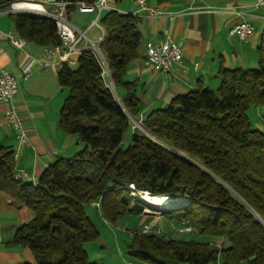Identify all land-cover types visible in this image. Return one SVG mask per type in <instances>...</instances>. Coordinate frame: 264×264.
I'll list each match as a JSON object with an SVG mask.
<instances>
[{"label":"trees","instance_id":"obj_1","mask_svg":"<svg viewBox=\"0 0 264 264\" xmlns=\"http://www.w3.org/2000/svg\"><path fill=\"white\" fill-rule=\"evenodd\" d=\"M0 0V9L14 2ZM71 5L84 1L68 0ZM19 36L44 47L61 43L53 19L36 13L15 14ZM106 31L101 44L105 67L90 49L62 63L60 85L68 95L60 109V126L84 147L73 157L49 164L38 183L17 180L13 149L0 144V192L26 206L32 217L16 231L12 243L27 246L33 262L22 264H97L85 248L100 233L87 207L100 199L98 214L113 225L127 214L142 215L145 204L134 200L130 184L152 196L187 199L164 212L192 234L223 240L180 238L139 233L127 244L138 264H264V129L253 125L252 109L264 108V31L254 68L222 67L218 88L199 87L179 95L142 121L128 147L123 136L130 116L141 109L137 83L126 81L141 42L138 17L116 10L100 18ZM102 51V47H101ZM103 53V51H102ZM118 88L125 95L118 96ZM132 204V205H131ZM191 234V233H190Z\"/></svg>","mask_w":264,"mask_h":264},{"label":"crops","instance_id":"obj_2","mask_svg":"<svg viewBox=\"0 0 264 264\" xmlns=\"http://www.w3.org/2000/svg\"><path fill=\"white\" fill-rule=\"evenodd\" d=\"M23 2H14L0 9V65L14 71L19 77L24 65L27 62L31 65L32 73L28 79H21L20 90L14 97V103L18 106L21 122L29 139L17 159V168L29 172L34 177L30 182L36 184L49 164L60 157H73L84 144L76 135L65 133L60 126V109L68 95V90L60 85L58 79V71L62 65L60 54L55 52L45 57L42 45L26 41L23 48L18 49L6 38L8 31L16 32L15 14L27 11ZM146 2L148 6L155 7L162 13L159 16L145 14L135 0H107L108 8L98 16L95 13H81L74 7L67 11L68 20L76 27L86 30L88 37L100 44L104 56V45L99 42L102 36H106V31L100 23L101 16L108 10H116L138 17V29L141 33L138 56L131 61L125 75L126 81L137 83L136 94L141 102L139 113L130 116L131 128L128 131L131 130L132 134L135 132L133 120L143 121L149 113L164 108L175 97L199 87L218 88L219 71L222 67H256L259 58L257 47L264 31V3L256 5L257 0ZM96 19L99 25L92 24ZM242 20L250 21L255 27L254 34L246 40L232 36L229 32L235 23ZM167 37L183 45V62L168 72H156L146 61L147 44L163 41ZM80 45L84 46L85 41ZM71 65L75 66L76 61ZM117 93L122 98L126 92L123 88H118ZM7 108V103L0 102V144L14 149L17 144L16 133L4 119ZM263 110L264 108L254 109L256 121ZM256 123L258 125V121ZM92 207L96 208L95 205ZM142 215L144 219L150 214ZM31 217L32 212L26 206L0 192V264L34 261V256L27 246L12 243L18 228ZM163 218L161 216L157 219L153 216L151 222L142 219L138 225L155 223L161 226L168 236L190 234L173 231ZM102 221L109 233L117 239V233L107 225L111 223L104 219ZM98 230V239L104 241L107 237L106 231L101 228ZM197 236L194 238L202 240L201 235ZM215 240L217 244L223 241ZM129 259L131 258L127 260ZM209 264L222 262L219 259Z\"/></svg>","mask_w":264,"mask_h":264},{"label":"built area","instance_id":"obj_3","mask_svg":"<svg viewBox=\"0 0 264 264\" xmlns=\"http://www.w3.org/2000/svg\"><path fill=\"white\" fill-rule=\"evenodd\" d=\"M137 6L145 14H151L159 16L162 12L147 5L146 0H135ZM264 0H257L256 5L263 4ZM27 12L36 13L43 16H47L54 20L57 25L58 35L61 39V43L55 47H44L43 54L45 57L51 56L53 53L58 52L62 63L73 64V56L79 54L84 49L92 50L97 57L103 63L105 70L104 75L108 78L110 86L113 88V83L109 78L108 68L106 67L101 46L99 43L94 42L86 34V30H82L72 24L67 18V8L71 5L68 0H42L39 2L24 1ZM108 8L107 0H96L92 3L81 1L77 3V9L81 13H95L97 16L105 9ZM94 25H99L97 19L93 21ZM230 35L236 36L241 40H246L252 36L255 32L254 25L248 20H242L235 23L230 28ZM8 41L17 47L22 49L26 40L19 36L17 32L8 31L6 33ZM104 40V36L100 38V43ZM85 41V45L81 46V42ZM146 61L156 72H168L173 67L183 62V45L176 42L169 37L163 41L150 42L146 48ZM44 64V63H43ZM32 73L30 63H26L22 69L20 77L14 72L0 65V102L8 104V108L4 112L5 122L11 126L16 133L17 144L13 149V158L17 161L22 149L28 144L29 139L26 134L25 128L21 122V115L18 112V106L14 103V97L20 90L21 79H28ZM133 129H143L142 121L133 120ZM259 127H264V110L259 114L258 120ZM14 178L17 180L31 181L33 176L22 168H16ZM132 189L131 195L134 200H140L143 194H149L147 191L136 190L134 184H130ZM143 202V201H142ZM144 203V202H143ZM99 213L101 211L100 199L95 203ZM145 204V203H144ZM165 212L163 208L151 207L145 204L143 213L153 214L158 219ZM106 221V220H105ZM109 223L108 221H106ZM170 228L177 233H192L196 231V227L189 223L187 219H182L180 224L175 223L173 220H169ZM118 230L128 231L130 235L134 231L125 228L124 226H117ZM139 233H158L164 234L161 226L155 223H146L138 231ZM220 249L221 245L217 244ZM126 264H138L133 259L126 261Z\"/></svg>","mask_w":264,"mask_h":264},{"label":"rangeland","instance_id":"obj_4","mask_svg":"<svg viewBox=\"0 0 264 264\" xmlns=\"http://www.w3.org/2000/svg\"><path fill=\"white\" fill-rule=\"evenodd\" d=\"M249 115L251 121L253 122V125L259 127V125H257L256 123L259 120V115H258V120L256 121L254 109L250 111ZM138 130H140L139 132H146L144 129H138ZM131 141H132V133L130 130L128 131L127 134L123 136L122 147L123 148L128 147ZM93 208L94 207L92 206H88L87 212L91 215L93 220L96 221L98 228H101V230L104 229L106 231L107 237L104 241L97 239L95 241L87 242L85 244V248L89 254L90 259L96 262L97 264H126L125 262L129 258V255L127 253V244L130 241L131 235L128 231L118 230L117 226H124L127 229H133L143 219V215L130 213L127 214L124 217L123 221L117 225L107 224L110 225L114 230V232L117 233V239H116V237L114 235L112 236L109 233V231L105 228L106 225L100 218V215H98L97 209L96 208L93 209ZM153 216L155 217V215L150 214L149 216L145 217L143 220L145 222H151L153 220ZM169 216H170L169 214L162 215V217H164L163 219L170 227L168 222ZM192 236L198 237L197 235H193V234L179 235L180 238H191ZM200 238L204 241L205 240L216 241L213 237L210 236H202Z\"/></svg>","mask_w":264,"mask_h":264},{"label":"bare ground","instance_id":"obj_5","mask_svg":"<svg viewBox=\"0 0 264 264\" xmlns=\"http://www.w3.org/2000/svg\"><path fill=\"white\" fill-rule=\"evenodd\" d=\"M142 201L151 207H156V208H170L173 205L183 203L186 201L185 198H178V197H172V196H162V195H156L152 196L149 194H143L141 196Z\"/></svg>","mask_w":264,"mask_h":264},{"label":"water","instance_id":"obj_6","mask_svg":"<svg viewBox=\"0 0 264 264\" xmlns=\"http://www.w3.org/2000/svg\"><path fill=\"white\" fill-rule=\"evenodd\" d=\"M26 12H27V11H26ZM140 200H142V199H140ZM186 202H187V199H186V201L183 202V203H186ZM181 204H182V203H179V204L173 205V206H171L170 208H173V207L179 206V205H181ZM170 208H166L165 211L168 210V209H170Z\"/></svg>","mask_w":264,"mask_h":264}]
</instances>
